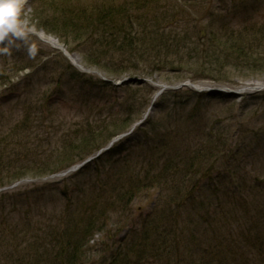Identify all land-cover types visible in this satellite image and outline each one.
Here are the masks:
<instances>
[{"label": "rangeland", "instance_id": "rangeland-1", "mask_svg": "<svg viewBox=\"0 0 264 264\" xmlns=\"http://www.w3.org/2000/svg\"><path fill=\"white\" fill-rule=\"evenodd\" d=\"M128 1L26 0L24 7L25 11L29 12L31 29L28 40L9 46L8 54L0 51V170L5 172L11 166L13 172L25 174L24 177L0 187V196L7 194L10 197L4 200L6 212L15 208L17 212L13 211L10 216L12 221L17 222L20 218L18 211L25 209L26 204H33V201L39 197V206L50 213H55L56 216L59 215L68 203V200L62 197L65 189L71 194L69 199L72 200L80 188L86 187L96 178H105L110 167L120 158V154L129 153L138 141L148 146L146 161H155L156 153L153 147L161 144L151 133L148 132L147 135L143 133L148 127H144L146 122L136 126L130 133V128L138 122L137 120L123 133L110 138L100 149L94 150L95 152L85 157V160L95 158L96 156L93 155L103 149L98 159L86 164L82 169L66 173L69 168L81 163L76 161L56 173L44 176L37 174L38 168L45 170L51 165L55 166L59 160H65L66 154L70 152L71 155L81 154L77 148L81 140L91 132L107 130L102 131L103 135L98 134L95 139L104 142L103 138L114 131V128L107 127L112 120L120 124L128 117L137 118L141 114L143 118L152 104L154 95L160 91L159 87L166 86L170 89L165 88L162 95L157 96L152 110L147 115V122L159 115L162 96L169 93L164 104L171 106L176 103L186 104L181 114L184 113V117L174 128L189 133L190 142L193 138L191 135L199 134L204 126V120L207 121L206 126L209 124L207 130L224 134L222 147L226 145L225 148L216 153L215 157L208 159L204 167L206 170L210 169L212 177H215V185L213 180L202 181L196 193L197 199H200L212 186L219 189L236 187L240 180L232 179L231 175L227 178L226 175L236 174L238 177L243 171L245 180L251 181L242 183L244 186L239 190L243 197L242 204L250 212L245 221L247 228L245 224L244 228L245 230L250 226L255 228L256 222L264 223V217L260 218L252 209L254 204L259 205V210L264 206V62L261 63V58H264V48L259 50L263 53H259L260 55H251L254 52L245 51L249 54L247 61L251 60V64H255L250 70L236 71L224 68L218 74H204L202 69H205L200 65L202 61L196 63L195 60L194 63L183 64L181 67H176L174 64L169 68H177L178 72L160 68L158 73L147 77L143 71L148 68L146 61H138L137 58L119 54L114 50L108 54L103 53L99 48L97 53L96 47L93 46L94 39L89 38L90 36L78 39L75 33L58 25L63 20V13L72 12L77 16L80 11L88 12L90 7L100 3L117 7ZM150 2L147 8L149 14H156L169 6L174 13L184 11L187 15L183 16L182 21L178 17L173 25L177 28L182 26L189 28L188 33L183 35L185 37L193 36L192 31H194L195 35H199L196 40L200 39V42L203 40V43L201 42L203 45L200 47L204 48L215 40L222 26L227 25L237 30L246 22L255 23L257 26L264 24V0H151ZM168 27L171 26L161 25L160 29L167 33L166 31H170ZM48 39L58 43L76 60L77 65L66 58L60 50L52 47L47 42ZM4 47L5 45L0 44V49ZM198 49L200 50L199 47ZM92 53L100 55L102 59L99 61L103 60L105 68L86 58L88 56L90 59H95V55L90 57ZM126 57L130 58L126 59ZM172 57L177 58V56ZM124 58L128 61L125 60L121 64ZM116 72L123 73L120 77H116ZM208 78L213 80L223 78L229 81L218 82ZM126 79L127 82L116 86V83ZM192 80H195L194 84L199 86L226 87L237 93L228 95L231 96L229 101H222L215 96L225 93L211 91L203 94L189 88L177 89L179 84ZM3 82H6V85ZM146 103V107L143 108ZM191 116L194 118L193 121L189 119ZM21 121L24 123L19 124ZM126 131H128L126 136L115 142L110 149L106 148L112 140ZM176 140L175 138L171 141L172 148L178 146ZM102 141L99 144L103 143ZM71 148L74 149L69 151ZM139 154V150L131 153L129 159L133 164H138L136 160L140 159ZM241 156L243 160L240 159ZM96 160H98L96 166L98 168L94 170L92 165L97 163ZM242 163L245 168H241ZM61 164H65L64 161ZM138 170L141 172L140 168ZM228 170H231V173ZM220 174L221 186L217 179ZM157 198L158 189L145 187L133 199L125 213L114 211L108 214L109 221L89 239L86 245V262L82 263L109 264L120 242L126 239L125 243H128L130 240L128 236L130 232L146 228L144 221L154 210ZM259 228L263 227L259 226ZM231 233L235 237L239 232L236 233L235 229ZM258 234L264 236V229L252 231L249 237L253 238L250 243L253 247L247 246L242 249L247 262L253 256L252 251L253 254L259 253L260 248L254 247L256 244L254 239ZM187 246V240L179 238L174 245L175 254H171L173 257L168 259L165 255L166 251H157L155 259L150 264H189L191 256L188 258L185 255Z\"/></svg>", "mask_w": 264, "mask_h": 264}, {"label": "trees", "instance_id": "trees-1", "mask_svg": "<svg viewBox=\"0 0 264 264\" xmlns=\"http://www.w3.org/2000/svg\"><path fill=\"white\" fill-rule=\"evenodd\" d=\"M150 1L129 0L117 7L100 3L101 5L90 7L88 12L80 11L77 16L72 12L63 13V20L58 25L75 33L78 39L90 36L89 38L94 39L93 46L96 47L97 53L99 48L103 53L108 54L114 50L119 54L137 58L138 61H146L148 68L143 71L147 77L158 73L160 68L178 72L177 68H169L174 64L176 67H181L183 64L194 63L195 60L196 63L202 61L200 65L205 69H202L204 74H218L224 68L236 71L250 70L255 66L254 63L251 64V60L247 61V58H249L248 53L254 52L251 55L262 53L259 50L264 48L263 23L257 26L255 23L246 22L237 30L227 25L222 26L215 40L204 48L200 47L203 45V40L202 43L200 39L196 40L199 35H195L194 31H192L193 36L185 37L183 35L188 33L189 28L185 26L177 28L173 25L178 17L182 21L183 16L187 15L184 11L174 13L169 6L156 14H149L147 8L150 6ZM161 25L171 26L168 27L170 31L165 33L160 29ZM247 41L250 43H246ZM245 51L248 53L246 54ZM93 55L96 60L88 56L86 58L105 68L103 60L99 61L102 59L100 55L92 53L90 57ZM126 59L124 58L121 64ZM261 61L263 63L264 58H261ZM122 73L116 72V77H120ZM208 79L213 80V78ZM213 81L229 80L218 78ZM3 83L6 85V82ZM169 95L165 93L162 96L159 115L153 120L146 121L144 127H148L141 129L146 135L148 132L151 133L161 144L160 147L158 145L155 146L156 148L153 147L156 153L155 161H146L148 146L138 141L129 153L120 154V158L110 167L105 178H96L86 187L80 188L72 200L69 199L71 194L65 189L62 197L64 200L67 199L68 203L57 216L39 206L40 198L37 197L33 204H26L27 208L22 211L18 209L20 218L17 222L12 221L10 215L17 210L12 208L6 212L4 200L10 197L2 194L0 196V264H84L89 239L109 221L111 212L125 213L133 199L145 187L158 189L154 210L144 221L146 228L130 232L128 235L130 240L128 238V243H125L126 239L120 242L109 264H150L155 259L157 251H166L165 255L170 259L173 257L171 254H175L174 245L179 238L188 242L185 255L188 258L191 256L189 264H231L232 262L264 264V236L258 234L255 237L254 247H259L260 250L258 254H253L252 251L253 256L250 261L247 262L242 252L247 246L253 247V244H250L253 238L249 237L252 231L264 229V223L256 222L255 228L250 226L245 230L249 211L242 204L243 197L239 190L244 186L242 183L251 181L245 180L241 169L242 173L240 172L238 177L236 174L226 175L227 178L231 175L232 179H239V185L224 189L218 187L216 189L212 186L200 199H197L196 193L202 181L213 180L215 185V177H212L210 169L206 170L204 167L208 159L215 157L216 153L225 148L226 145L222 147L224 134L207 130L209 124L206 126L207 121L204 120V126L199 134L191 135L193 138L190 142L189 133L174 128L184 117V113L181 114L186 104L176 103L172 106L164 104V100H167ZM215 98L229 101L231 96L217 95ZM146 105L147 103L143 108ZM140 118L141 114L137 118L128 117L120 122L121 125L112 120L107 127L114 128V131L103 138L104 142L95 139L98 134L103 135L102 131L107 130L91 132L81 140L77 148L81 154L71 155L70 152L66 154L68 158L59 160L57 165H51L45 170L38 168L37 174L40 176L53 174L68 168L76 161H83L94 150L100 149L110 138L123 133ZM189 119L193 121L194 118L191 116ZM23 123L24 121H21L19 124ZM175 138L179 144L172 148L170 144ZM100 141L103 143L99 144ZM135 150H139L140 153L138 156L140 159L136 160L137 165L129 159ZM242 158L243 156L240 157L241 160ZM63 161L65 164L62 165ZM97 164L98 162L92 165L94 170L98 168ZM11 168L9 166L5 170L6 173L0 170V187L25 176L18 171L13 172ZM241 168H245L243 163ZM228 171L231 173V170ZM221 174L217 177L220 186ZM223 178L225 179V175ZM260 208L261 210L258 204H254L252 209L263 218L264 206ZM235 229L236 233L237 231L239 233L234 237L231 231Z\"/></svg>", "mask_w": 264, "mask_h": 264}, {"label": "clouds", "instance_id": "clouds-1", "mask_svg": "<svg viewBox=\"0 0 264 264\" xmlns=\"http://www.w3.org/2000/svg\"><path fill=\"white\" fill-rule=\"evenodd\" d=\"M26 0H0V51L8 54L9 46L26 42L31 33L29 12L25 11Z\"/></svg>", "mask_w": 264, "mask_h": 264}, {"label": "bare ground", "instance_id": "bare-ground-1", "mask_svg": "<svg viewBox=\"0 0 264 264\" xmlns=\"http://www.w3.org/2000/svg\"><path fill=\"white\" fill-rule=\"evenodd\" d=\"M52 47H54V48H57L58 47V43H56L54 40H49L48 39V41H47ZM69 59L71 60V62L72 63H74L75 65H77V63H76V60L73 58V57H71V56H69ZM198 87H200V88H202V87H204V86H199L198 85ZM205 88H208L207 86H205ZM210 89V88H209ZM225 90V89H224Z\"/></svg>", "mask_w": 264, "mask_h": 264}, {"label": "water", "instance_id": "water-1", "mask_svg": "<svg viewBox=\"0 0 264 264\" xmlns=\"http://www.w3.org/2000/svg\"><path fill=\"white\" fill-rule=\"evenodd\" d=\"M183 87L188 86L187 84H182Z\"/></svg>", "mask_w": 264, "mask_h": 264}]
</instances>
